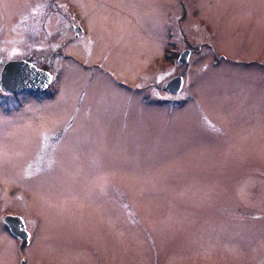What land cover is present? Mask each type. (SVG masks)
Here are the masks:
<instances>
[{
	"label": "rangeland",
	"instance_id": "obj_1",
	"mask_svg": "<svg viewBox=\"0 0 264 264\" xmlns=\"http://www.w3.org/2000/svg\"><path fill=\"white\" fill-rule=\"evenodd\" d=\"M32 1L0 0L2 40L23 11L12 52L59 66L51 98L0 110V214L31 227L29 264H264V0H195V17L176 0H71L89 50ZM169 30L192 36L188 68L160 65ZM174 75L191 94L176 106Z\"/></svg>",
	"mask_w": 264,
	"mask_h": 264
},
{
	"label": "flooded vegetation",
	"instance_id": "obj_2",
	"mask_svg": "<svg viewBox=\"0 0 264 264\" xmlns=\"http://www.w3.org/2000/svg\"><path fill=\"white\" fill-rule=\"evenodd\" d=\"M70 1L71 0H33L29 4L26 3L27 7L25 10L28 11L31 7H34L35 5L41 6L44 9V11L46 10L47 7H48L47 10L49 11L50 9L57 10L61 15L66 17L67 21L69 22V27L73 31L74 37L78 38L80 41H83L85 49L89 50V46L91 43L89 41V37H88L89 31L86 29L85 21L87 19L90 20V12L81 11L75 7L73 15L72 16L69 15L66 9L69 8L71 4ZM176 1H179V2L183 1L185 5V9L188 12L187 13L185 11L186 16L190 15V16L195 17L197 15L196 9H195L196 8L195 0H176ZM47 2H49V4ZM35 9H38V8H35ZM37 11L39 12L40 10L38 9ZM21 12L23 11H20V13ZM20 13L15 14L14 21ZM181 17L184 18L185 16L182 15ZM14 21H13V26H12V30L14 33L13 34L9 33L10 35L8 36L7 41L2 40L0 38V96L7 98L8 95H12L11 97L15 98L14 101L13 100L5 101L4 105L1 104L0 110L2 111L8 108H12L15 111L16 110L18 111L19 108L25 104L26 99L40 101L43 97L51 98L53 96V91H55L53 85L58 80L56 67H59V66H55L52 68V65H50V63L54 61L53 54L48 53L47 56L43 54V57L42 55L33 57V54L30 52L24 53L23 55L17 54L18 51L12 52V48H11L12 44H14V46L16 45L13 39L16 36V29H15L16 22ZM30 26L31 24L28 21L26 27L29 28ZM53 29H55V27ZM112 31H114V28L112 29ZM189 32L191 31L189 30ZM183 38L184 36L182 35V31L180 32L176 31L175 34H172L171 30L167 32L163 40L164 43H163V47L160 52V56H157L160 65L168 64L171 67H176L178 65H185L184 67L188 68L190 65H193L195 63V62L190 61L188 57L190 55V49H188V47L192 45V36L190 37L189 42L184 41ZM200 38H201L200 39L201 43H204L202 35ZM14 48H17V47L15 46ZM59 50L60 49L58 48L57 52L62 53ZM184 51L187 52V60L186 62L181 63L179 61V57H180V54ZM209 51H210V54L214 55L213 49L209 48ZM218 56H217V59L221 60L222 57L218 58ZM9 62H21V64L24 66L30 65L37 70L47 72L51 76L50 81L46 86L40 87V88H32V87L26 86L27 82L25 80L17 81L15 79L14 81H4L3 78H1V72H2L4 65ZM253 62H256V61H253ZM211 64L216 66L218 62L213 60ZM24 74L25 73L22 72V75ZM175 77H180V81H181L180 90L182 89L181 90L182 92L179 96L175 97L174 101L171 100L170 102H168V104L172 103L174 106H176V104L179 105L180 103L187 102L188 99L191 98V94L189 93V86H188L190 82L187 81L186 78H184V76L182 77V75H174L169 80ZM165 90L168 91L166 88ZM168 92H171V91H168ZM157 101L162 102V100H157ZM36 133H39V132H36ZM56 147L54 148L53 151H55ZM32 152H33V146H32ZM34 162L36 161L32 160V165ZM0 192H1V187H0ZM254 217L256 216H253V218ZM257 217L264 218V213L258 214ZM17 218H19L21 221H19ZM4 219H8V221L6 220L4 221ZM0 230L3 233L2 236H6L9 240V243L6 242L2 246L7 251H10V254L7 256V258L5 260L0 261V264H29V261H28L29 257L27 253L26 254L24 253V251L25 250L28 251L29 246L33 239V233H32L31 227L27 224V222L19 215H16L12 211L7 210L0 214ZM1 238L5 239L4 237H1ZM18 251L20 253H18Z\"/></svg>",
	"mask_w": 264,
	"mask_h": 264
},
{
	"label": "water",
	"instance_id": "obj_3",
	"mask_svg": "<svg viewBox=\"0 0 264 264\" xmlns=\"http://www.w3.org/2000/svg\"><path fill=\"white\" fill-rule=\"evenodd\" d=\"M186 60L187 52L184 51L180 54L179 61L184 63ZM22 72L25 74L22 75ZM1 78H3L4 81H14L15 79L17 81L25 80L27 82L26 86L40 88L46 86L49 83L51 76L49 73L37 70L30 65L24 66L21 64V62H9L4 65L1 72ZM180 86V77H175L166 83L165 88L168 91L176 92L179 90ZM17 219L21 221L19 218ZM5 220L8 221V219H4V221Z\"/></svg>",
	"mask_w": 264,
	"mask_h": 264
}]
</instances>
